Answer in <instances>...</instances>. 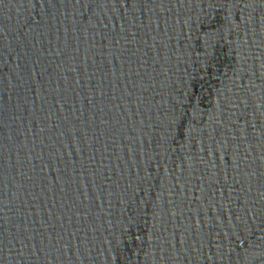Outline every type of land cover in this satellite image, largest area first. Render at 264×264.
<instances>
[{
  "label": "water",
  "instance_id": "1",
  "mask_svg": "<svg viewBox=\"0 0 264 264\" xmlns=\"http://www.w3.org/2000/svg\"><path fill=\"white\" fill-rule=\"evenodd\" d=\"M0 264H264V0H0Z\"/></svg>",
  "mask_w": 264,
  "mask_h": 264
}]
</instances>
